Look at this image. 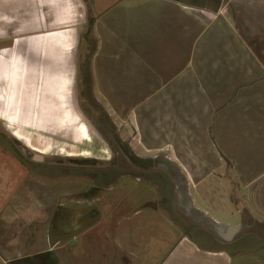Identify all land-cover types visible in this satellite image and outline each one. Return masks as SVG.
Instances as JSON below:
<instances>
[{"label":"crops","instance_id":"crops-1","mask_svg":"<svg viewBox=\"0 0 264 264\" xmlns=\"http://www.w3.org/2000/svg\"><path fill=\"white\" fill-rule=\"evenodd\" d=\"M152 4L161 12L152 13L146 8ZM258 5L264 12L263 0H258ZM191 9L198 10L202 18L215 17L217 13V10L195 7L184 0H0V165L9 160L18 162V168L22 165L7 137L31 148L25 136L31 129L33 134L37 131L42 136L50 130L61 133L73 127L75 117L68 105H75L76 100L74 97L68 104L67 95L71 93L72 84L78 83V68L92 71L93 91L96 90L110 107V113L103 112L115 132L119 130L115 129L112 117L125 121L132 114L138 140L146 146L149 142L154 145L159 139L158 134L152 130L150 133L146 127L149 117L150 120L164 119L153 112L160 105H166L165 120H171L173 125L183 122L178 124L179 130L190 117L183 112L185 104L181 101L185 94L192 95V90L199 89L197 98L202 100V106L200 112L191 118L194 123L197 121L199 132L184 129L182 133L174 131L166 138L161 137L163 146L168 147L167 155L162 158L176 169L207 170L198 177L192 173L181 175L192 206L203 219L225 226L242 225V229L252 227L254 221L264 224L260 219L262 213L254 212L259 208L254 202L261 200V195L256 194L264 191V152L261 149L251 152L253 140L260 148L264 143V64L259 66L251 62L258 46L264 51V43H257L258 36L262 35L263 40L264 33L255 32L254 26L251 33H238L245 46L251 48L252 55L248 52L241 55L239 50L243 45L229 43L225 47L221 45V50H213L210 41H214V47L218 48V40L223 39L217 32L204 39L206 31L225 29L227 35H232L233 29H229L223 20H214L208 25L206 21L192 17ZM90 20L91 31L85 40L84 33ZM231 42L234 43L235 39ZM257 56L261 57L260 49ZM239 62L245 68H236ZM146 104L152 106L150 113L144 107ZM176 104L182 107L175 108ZM57 106L60 113L67 115L60 120L59 128L55 123L52 126L51 121L57 115ZM208 108L211 110L209 116ZM88 127L96 132L92 123ZM241 130H248L253 138L243 141L239 134ZM74 131L79 135V132L86 131V127L73 129L72 135ZM178 144L183 147L180 151L175 149ZM128 145L131 148L130 143ZM187 145L192 156L186 155ZM156 149L159 151L162 147ZM156 149L145 147L146 152ZM182 153L185 155L181 156ZM224 168L231 171V178L224 175ZM224 182L228 185L223 187L227 188L225 195H229L239 218L232 224L223 223L207 209L196 206L193 197L205 200L201 192L208 184L221 185ZM175 200L173 195V206ZM146 203L147 207L153 208V202ZM153 209L161 210V207L155 203ZM246 213L253 214L255 220ZM98 218L100 213L96 212L92 221ZM191 222L194 224H182L184 228L174 227L179 233L178 240L165 253L156 254L154 250L161 261L152 251L153 256L145 253L140 257L141 264H245L243 256H238L243 254L231 252L228 248L231 244H223L209 233L219 247L192 239L189 233L192 228L206 231L199 227L200 223ZM79 228L55 231L63 236L56 240V245L65 244L70 250V264L83 262L79 249H72L66 242L67 237L73 242L78 238L82 243L85 241V232H78ZM86 244V248L95 251L94 238L86 240ZM62 247L49 246L37 253L17 251L7 262H21L19 259L25 256L30 263L43 258L46 262L66 264L65 258L59 257ZM109 258L103 254L101 262L92 263L115 264L112 260L109 262Z\"/></svg>","mask_w":264,"mask_h":264},{"label":"rangeland","instance_id":"rangeland-1","mask_svg":"<svg viewBox=\"0 0 264 264\" xmlns=\"http://www.w3.org/2000/svg\"><path fill=\"white\" fill-rule=\"evenodd\" d=\"M146 8H149L152 13L154 11L156 14L161 12L159 10L160 8L153 4ZM219 8L216 11L215 17L207 16L206 18H202L198 10L191 9L192 17L206 21L208 25L211 24L210 22H215L214 20H223L224 24H227L229 29L230 27L233 29L232 32H230L232 35H227L225 29L224 31L215 28L209 31L207 30L204 39H209L213 35L215 36L213 33L217 32L223 40H218V48L214 47V41L211 40L210 44L213 50H221L229 43L233 44V46L243 45L239 50L241 55H246L247 52L252 55L253 52H251V48L245 46V43H243L241 39L242 36L238 33L240 32V34L244 35L251 33L253 26L255 27V32L258 34L264 33V12L259 7L258 0H223ZM247 38H250V36L248 35ZM231 39H235V42L232 43ZM258 39L260 40H258L257 43H264L262 35L260 37L258 36ZM221 45H223V47H221ZM258 48L260 49L261 57L259 58L257 56L259 49H255L256 55L254 53L251 62L254 63V65L260 66L264 64V56L261 55H264V51L261 49L262 46H258ZM243 65V63L239 62L236 68H245ZM78 69L80 72V68ZM88 70L91 83L85 84V87L89 88L88 93L90 98L94 101L92 102L91 100V102L99 109V112L104 110L110 113V107L106 104V101L102 99L96 90L93 91V74L89 68ZM81 71L82 73L84 72L82 68ZM79 72L77 75L79 84L75 81V83L72 84L71 93L68 92L67 95L68 104L73 101L74 97L76 100L75 105L72 103L68 105L75 117V119L73 118L75 122H72L73 127L61 133H53V130H50V133L47 135L42 134V136L39 135L37 131L33 134L31 129V132L29 134L26 132L25 136L27 140H29L32 149L20 142L22 147L30 150L32 154L42 156L45 163L52 165H34L31 171L29 170V166L27 167L22 160H20L22 163L20 168H18L19 163H15L12 160L0 165V264H12V262L7 261L12 258L10 255L17 251L20 253L27 251H30V253H37L41 250L48 249L49 246L53 248L63 246L62 249H59V257L65 258L66 264H70V250L68 246L65 244L56 245V240L59 238L62 239L63 236L61 237L55 231L49 232V230H46V228L42 226L46 222L43 221V216L48 215L55 203H65L66 197L78 199V195L88 185V181L82 178V176L86 175L88 170L85 168L72 167L74 166L73 161L88 159L97 162L95 163L97 167L103 166V163L99 160L111 157L108 149H110V145L113 144L107 130L97 124L98 112L88 104L87 99L83 96V79ZM198 91L199 89L192 90V95L185 94L184 99L181 101L185 104L183 106V112H186L190 117L189 120H186L184 124L179 127V130L177 126L183 122H175V125H173L174 122L171 120H165L166 105H160L158 109L153 112L155 116H157L158 113L159 116L164 118L163 120L158 118L150 120V117L148 119L149 124L146 126L148 127V131L151 133L152 130L154 134L159 135V139L153 143L154 145L149 142V146H146V144L139 142L137 132L134 130L132 114L129 116L127 115L128 117L125 118V121L118 120L114 116L112 117L116 123H114L115 129L119 130L117 135L126 143H130L133 152L139 157L147 158L152 155H167L168 147L163 146L164 141H161V137L165 136L166 138L168 134L170 135L174 131H180L182 133L184 129H186V132L187 130L196 134L199 132V129H197V121L194 123L193 119H191L192 115L200 112L202 106V100L197 98ZM91 95L96 99L94 98V100ZM144 107L150 113L149 110L152 109L151 104H146ZM177 107H182V105L176 104L175 108ZM140 112L141 111H138L139 114ZM208 112V116L211 115V110L209 111V108ZM56 113L57 115H54V120L51 121L52 126L55 123L56 127L59 128L60 120L64 119L67 115L64 116V114L59 112V106H57ZM196 117H198V115H196ZM90 123L96 128V132L89 129L88 125ZM30 124H33L31 120ZM81 127H86V131L79 132V135H75L76 131H74V135H72L71 131L73 129L77 130L78 128V130H80ZM239 134L243 138V141L248 139V137L249 139L253 138L250 136L251 132H248V130H241ZM253 144L254 148L251 152H257L259 149L264 152V143L261 148L257 141L253 140ZM157 146L162 147L161 150L164 151H157ZM145 147H152L156 149V151L146 152ZM175 149L180 151L183 147H179L178 144ZM190 149L191 148L187 145L185 148L187 156H192V154L189 153ZM184 155V153L181 154V156ZM260 158L262 159L261 156ZM55 165H62V167H57ZM78 165H84V167L93 166L89 163L82 164L81 162H79ZM177 170L183 176H188V174L192 173L191 175L195 177L204 175L205 171H207L197 168H190L187 170L177 168ZM222 170L227 178L232 177L229 169L224 168ZM217 173L220 172L218 171ZM225 186H228L225 182L221 185L216 183L208 184L203 192L204 195L201 192L205 200L199 199L198 196L196 197L195 195H193V197H195L194 202L196 206L207 209L209 213L218 220L223 221V223L232 224L233 222H237L239 218L234 212L233 205H231L232 203L229 201V195H225L227 190V188H223ZM234 187L236 188L237 186ZM257 187L259 188V185ZM262 189L264 190V187H262ZM169 190L170 187L169 189H164L162 186L158 188L156 185L145 183L144 180L135 181L128 177L118 179L114 189L103 193V200L93 208L97 213H100V218L88 221L87 223L84 222L78 229V232L80 230L83 233L85 232V241L82 243V239L78 238L77 241L73 242L70 240V237H67V244L72 247V249L77 247L79 249L78 252L82 254L83 262L77 261L76 264H97L92 263V261L101 262L103 254L106 255V257L109 255V262L112 260L115 264H141V260L139 259L145 253L150 257L153 256L152 251L154 250L156 254L159 253L161 255L162 252L165 253V251L170 249L178 240L179 233L176 231L177 227L184 228L181 227L182 224L192 223V220H189L180 208L171 204V192H169ZM252 191H254V189ZM244 193H247V191ZM260 195L261 200L254 202L259 208H255L254 212L262 213L260 219L264 220V191L256 194V196ZM146 201L153 202V208L156 203L161 207V210H154L153 208L147 207L149 205ZM170 206L172 207L171 209L169 208ZM216 206L219 207L217 208ZM246 214L254 219L253 214ZM202 224L203 222L198 224L201 225L199 226L201 229L205 226ZM174 227L176 229H174ZM244 227L243 225V228ZM250 231H253L258 239L252 237L246 238L237 245H232L228 248L231 252L243 254L238 256H243L242 258H244L245 264H264V224L254 221L252 227L241 229L236 236ZM90 233L92 234L90 238H88ZM193 235L195 238H198L197 241L200 244L213 247L220 246L216 241H213L208 232L204 237L200 235L197 236V233H193ZM93 238L97 246L95 251L85 247L87 246L86 240ZM140 242L142 246H140ZM147 243L149 245H147ZM142 250L144 253L141 252ZM55 251V253L58 254V251ZM155 251L154 256L160 260L161 257L157 256Z\"/></svg>","mask_w":264,"mask_h":264},{"label":"flooded vegetation","instance_id":"flooded-vegetation-1","mask_svg":"<svg viewBox=\"0 0 264 264\" xmlns=\"http://www.w3.org/2000/svg\"><path fill=\"white\" fill-rule=\"evenodd\" d=\"M184 1L195 7L203 6L205 8L211 9H214L216 7L219 8L223 2V0ZM88 89L89 88H85L83 96L87 99L88 104H90L91 107L94 108L96 112H98L97 124L107 130L109 134L110 140L113 143L112 145H110L111 148L108 149L110 151L111 157L108 159H100L99 161L103 163V166L100 167H97L95 164L97 162H94L92 160H74V166L72 167H79L82 169L85 168L88 170L86 172V175L82 176L83 179L88 181V185L78 195V199L66 197L65 203H55L53 208L49 211L48 215L43 216V221L46 222L42 226L46 228V230H49V232H54L56 230L71 231L82 226L84 222L87 223L88 221H92L93 217L96 214V210H94L93 208L103 200V193L113 190L116 181L120 178L126 177H128L129 179H134L135 181L144 180L145 183L156 185L158 188L162 186V188L164 189H169L170 187V195L171 197L174 195L176 199L174 206L180 208L181 211L186 214L185 210L182 209V206H184L183 197L178 194L180 191V186L184 182L181 174H179L177 171L176 172L178 174H176L174 170L175 168H173L171 164H167L164 161H154L156 159H162V156H148L147 158H144L136 155L130 148L128 143L119 138L113 127H111L109 120L107 119V116L104 114V112H99V109L93 105L92 102L94 101L90 98V95L87 91ZM12 148L14 149L17 157L20 160L24 161L25 164L30 168L34 167V165H52L49 163H45L43 157L41 161H34L33 157L35 154H32L30 150L22 147L21 145L17 144V146H12ZM135 156L146 160L151 159L152 162H135ZM79 162H81L82 164L89 163L93 166H80L78 165ZM57 167H62V165H58ZM169 208L171 209L172 207L170 206ZM190 220L194 221L191 217ZM251 237L254 239H258L256 234L253 231H250L241 233V235L236 236L230 244L231 246L237 245L246 238ZM25 258V256H22L19 259L21 260V262H14L12 264H54L51 262H46L43 258L31 260L30 263V260H24Z\"/></svg>","mask_w":264,"mask_h":264},{"label":"water","instance_id":"water-1","mask_svg":"<svg viewBox=\"0 0 264 264\" xmlns=\"http://www.w3.org/2000/svg\"><path fill=\"white\" fill-rule=\"evenodd\" d=\"M214 10H218V7L214 8ZM33 160L34 161H41L42 160V156L35 154L34 157H33ZM134 161L138 162V163H143V162H146V161L152 162L151 159L146 160V159H143V158H139L138 156H135V160ZM154 161L155 162L164 161L165 163L172 165V163H169L166 158H162V159L160 158V159H156ZM174 170H175V172L176 171L178 172V170L176 168ZM178 194L183 197L184 206H182V209L185 210L186 215H188L189 217L193 218V220L196 221V223H202L203 222V224H205V226H206V228H203V229L206 232H208L209 234H211L214 237H216L221 243L226 244V245L230 244L231 241L234 239V237L241 231L242 225H239V226H225V225L217 224V223L212 222V221L207 220V219H203L201 217L200 213L197 212L193 208L191 200H190V198L188 196L186 184L184 182L181 184L180 191H179ZM27 259H29V258H26V260Z\"/></svg>","mask_w":264,"mask_h":264},{"label":"trees","instance_id":"trees-1","mask_svg":"<svg viewBox=\"0 0 264 264\" xmlns=\"http://www.w3.org/2000/svg\"><path fill=\"white\" fill-rule=\"evenodd\" d=\"M91 26H92V22H91V20L88 22V27H87V29H86V32L84 33V38H85V40H88V36H89V34H90V31H91ZM82 70L84 71L83 73H82V71H81V68H80V76H82L81 78L83 79L82 80V87H83V89L85 90V84L84 83H86V84H89V83H91V77L89 76L90 74H89V70H88V68H82ZM82 73V74H81ZM87 89V88H86ZM88 91V90H87ZM7 140H8V142L10 143V145H12V146H17V144L18 145H20V143L16 140V139H14V138H10V137H7ZM177 174V173H176ZM244 217H246V215L244 214ZM197 231H200V230H197V229H194V228H192V234H191V232H189L192 236V239H194V240H196L197 241V239L198 238H195L194 237V235H193V233H197V236H201V237H204L205 236V234L206 233H204V232H202V231H200V232H197ZM207 236V235H206ZM208 237V236H207ZM209 238V237H208ZM198 242V241H197Z\"/></svg>","mask_w":264,"mask_h":264}]
</instances>
